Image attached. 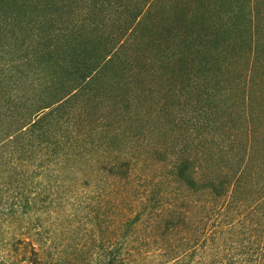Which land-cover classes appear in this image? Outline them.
Instances as JSON below:
<instances>
[{"label": "trees", "instance_id": "16d2710c", "mask_svg": "<svg viewBox=\"0 0 264 264\" xmlns=\"http://www.w3.org/2000/svg\"><path fill=\"white\" fill-rule=\"evenodd\" d=\"M154 1L138 0L133 10L123 0H0V264H45L37 250L41 226L71 198L89 197V213L108 215L112 185L134 179L144 161L140 145L150 139L151 119L180 97L190 118L181 117V144L171 141L162 153L163 179L143 177L136 187L140 211L128 214L121 205L122 247L109 264H128L124 248L140 239L144 216L170 190L181 191V213H170L181 226L198 209L201 228L213 218L264 264V133L249 128L226 152L215 151V138L196 136L200 124L214 125L216 59L230 45L217 26L194 18L193 6L177 4L170 24L150 23ZM111 7L132 13L130 22L109 30ZM256 33L250 27L243 37L252 83ZM158 80L162 102L153 111L148 100ZM17 243L34 259H6L7 245Z\"/></svg>", "mask_w": 264, "mask_h": 264}, {"label": "rangeland", "instance_id": "374dc122", "mask_svg": "<svg viewBox=\"0 0 264 264\" xmlns=\"http://www.w3.org/2000/svg\"><path fill=\"white\" fill-rule=\"evenodd\" d=\"M138 0H123V4L136 9ZM194 8V18L205 26H217L222 31L221 37L228 41V48L222 50L216 59L217 78L221 82L213 84L214 104L217 114L213 126L202 127L197 131L199 140H213L215 151L226 150L230 139L238 136L245 138L246 130L255 129L262 136L264 133V0H155L151 10L153 15L150 23L161 27L173 21L176 7ZM109 13L111 16L109 17ZM129 11L124 13L115 7L107 9L105 24L109 30L124 27L132 16ZM193 14V13H192ZM260 39V55L258 71L254 83L247 73L248 53L246 37L250 31ZM227 44V45H228ZM218 56V55H217ZM160 81L153 82V90L148 105L151 110L160 109ZM166 84V83H165ZM169 85V84H167ZM164 89V88H163ZM165 94V92H164ZM245 98V101H244ZM182 102V103H181ZM180 98L168 100L160 115L151 119L150 139L140 145L144 157L138 165L136 177L131 181L121 180L111 187V197H106L109 206L108 215H93L85 205L91 203L89 197L71 198L68 204L55 213L54 222L41 226L43 245L37 246L39 257L45 264H109L114 252L121 246V205L128 214L140 211L136 208L138 197H132L142 182L143 177L149 181L161 180L168 172V160L164 161L163 152L169 151V142L177 140L181 144V117L190 121L187 105ZM213 104V106H214ZM175 119V120H174ZM201 121L207 120L205 117ZM203 122V123H204ZM179 140V141H178ZM230 141V142H229ZM224 152V153H225ZM223 153V154H224ZM82 166L90 169L91 166ZM210 167V166H209ZM134 180V181H133ZM156 183V182H155ZM250 185V184H249ZM131 196V197H130ZM156 211L144 216L137 234L139 240L128 244L123 251L128 264H260L258 255L246 248L237 238L209 224L201 228L198 209L192 211L190 225L181 226L174 213H181V191L170 190L169 197L162 203L155 204ZM154 206V205H153ZM43 218V217H42ZM39 222V221H38ZM51 224V225H50ZM4 234L13 235L9 231ZM189 236V237H188ZM181 247H185L181 258ZM251 252L248 254V252ZM3 251V250H2ZM31 248L23 243L7 245L6 259L20 260L26 255L32 256ZM52 257V258H50ZM120 258V257H119ZM117 259V261L119 260ZM54 259V260H53ZM58 259V260H56ZM48 260V261H47ZM52 261V262H51ZM31 264V263H29Z\"/></svg>", "mask_w": 264, "mask_h": 264}]
</instances>
